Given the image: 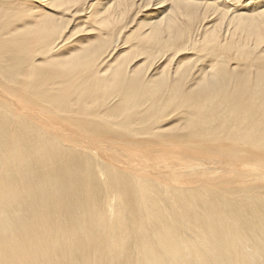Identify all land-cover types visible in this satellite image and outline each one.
I'll use <instances>...</instances> for the list:
<instances>
[{"label": "bare ground", "instance_id": "1", "mask_svg": "<svg viewBox=\"0 0 264 264\" xmlns=\"http://www.w3.org/2000/svg\"><path fill=\"white\" fill-rule=\"evenodd\" d=\"M0 264H264V0H0Z\"/></svg>", "mask_w": 264, "mask_h": 264}, {"label": "rangeland", "instance_id": "2", "mask_svg": "<svg viewBox=\"0 0 264 264\" xmlns=\"http://www.w3.org/2000/svg\"><path fill=\"white\" fill-rule=\"evenodd\" d=\"M165 9V8H164ZM152 10V7L146 8V7H141L139 8L135 13H137V17H136V22L134 24V28H138L137 30H135V34L137 36H139L140 32H142L144 29H142L141 27H139V23L143 22L147 16L148 13H150ZM134 14V13H133ZM93 21H90V25H93ZM88 23L85 22V18L84 21L78 22L77 24L73 25L72 27V41L76 42L78 45H81L82 43H86L88 41L94 40L95 36H98V33L94 31V33H91L89 35H87L85 33V29L88 27H91ZM100 26L106 27L109 26V23H102L100 24ZM128 34L130 33V31L127 32ZM137 39H128V47H124L121 51L122 52H127L126 53V58L127 60L130 59L135 52L134 51H129L130 49V44L137 43ZM68 51L67 47H63L61 50H59L54 57L57 56H61L63 55V52ZM140 62H142V60H140ZM180 124H182V120H177V119H172L169 121V123L167 124V126L171 127V128H175L177 126H179Z\"/></svg>", "mask_w": 264, "mask_h": 264}]
</instances>
